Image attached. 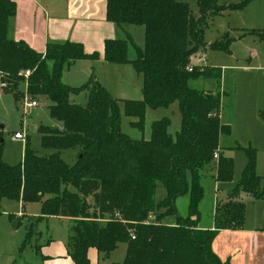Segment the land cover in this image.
I'll use <instances>...</instances> for the list:
<instances>
[{"label": "trees", "instance_id": "1", "mask_svg": "<svg viewBox=\"0 0 264 264\" xmlns=\"http://www.w3.org/2000/svg\"><path fill=\"white\" fill-rule=\"evenodd\" d=\"M252 0L219 5L217 0H198L199 15L179 0H107V19L120 28L125 24L145 28L143 47L131 36L105 41L104 55L114 64H131L143 75L142 100H119L93 76L83 87L62 81L65 66L79 60H97L79 42H49L44 53L24 41L9 37L17 12L13 0H0V75L5 92L20 100L19 86L27 83L29 96H46L51 116L61 129L40 125L41 145L52 152L40 155L28 146L23 161L10 165L0 154V214L4 198L41 203V213L28 226L23 246L39 223L52 216L72 219L67 248L76 264H90L88 252L96 248L105 257L122 243L127 244L123 262L112 264H230L213 250L222 230H240L246 223L243 194L264 198V177L257 173V150L244 148L247 163L240 180L219 202L215 227L200 229L199 205L204 198L200 170L216 163V181L234 179V160L223 155L220 136L231 129L220 119L222 94L190 86L199 77L221 79L220 67L193 66L192 58L206 46L205 28L210 17L225 11L243 10ZM263 30H244L242 36ZM235 38L229 32L209 45L230 53ZM131 46L137 55L128 56ZM31 70L29 77L21 72ZM92 86L89 101L80 104L71 95ZM124 115L135 118L131 126L142 133L148 108H168L178 103L181 126L175 133L172 121H153L151 135L132 138L121 129ZM77 152L73 164L61 157L65 150ZM243 149V148H238ZM219 153V159L214 154ZM188 175L191 179H188ZM159 184L165 195L155 199ZM189 196V212L179 214L177 198ZM153 214L155 219L145 221ZM14 220V216L10 215ZM135 235V238L132 237Z\"/></svg>", "mask_w": 264, "mask_h": 264}, {"label": "rangeland", "instance_id": "2", "mask_svg": "<svg viewBox=\"0 0 264 264\" xmlns=\"http://www.w3.org/2000/svg\"><path fill=\"white\" fill-rule=\"evenodd\" d=\"M179 1L187 3L195 16L199 15L198 0ZM241 1L217 0L219 5ZM263 14L264 0H255L242 11H225L210 17L204 35L206 46L200 48L193 57L197 63L200 62V65L220 67L223 70L221 79L199 77L193 80L191 85L198 90L206 92L212 90L222 94L220 119L222 123L230 127L231 133L222 135L220 144L223 147V155L232 157L234 160V181L232 182L234 185L241 178L247 161L244 148L252 147L257 150V173L264 176V40L256 36L236 38L246 28L255 29L252 25H256L257 18ZM227 32L235 38L230 46V53L210 49L209 45L220 40ZM72 66L63 68L62 81L66 82L70 77L74 83L72 87L86 86L91 77L82 82L80 80L82 73L75 74V67ZM69 69L73 70L71 75L68 74ZM80 70L86 72V67L82 69L80 65ZM95 71H99V66H96ZM131 78L135 80L134 77ZM91 90L92 86H88L73 93L72 101L86 104ZM18 91H20L18 101L12 93H6L0 99V154L2 160L10 165H17L23 161L26 146L40 155H49L52 152L41 145V135L38 132L40 125L62 128V124L51 116L49 107L52 102L46 96H29L26 81L21 82ZM30 98L38 102L37 107L27 108L26 104ZM120 106L122 131L132 138H140L142 134L130 126L135 118L124 115L123 104L121 103ZM163 117L171 119L172 124L169 128L171 133L179 130L181 115L178 103L168 108L149 109L146 115V128L149 129L153 121ZM17 132L22 133L25 136L24 139H16ZM148 134L145 133V137H148ZM239 147L243 149H238ZM61 157L71 165L76 160V153L71 149L65 150L61 153ZM200 174L204 185L202 203L206 204L214 189L216 169L209 164L200 170ZM188 179H191L190 175ZM164 195L165 190L159 184L155 199L159 201ZM185 196V199H180L178 208L179 212L185 211L187 216L189 196ZM244 200L247 202V226L259 222L258 219L264 223V217L259 216L261 212H264V198L253 200L251 196H245ZM199 209L202 220L205 213L200 205ZM40 211L39 202L24 203L23 206L18 201L4 198L0 214V264H36L38 256L36 252L42 243L47 242L51 237L57 243H64L66 239H69L72 224L66 220L52 218L39 223L31 238L23 246L27 228L34 221L33 215L39 214ZM11 213H22L26 215V218L21 221L18 217L10 220ZM123 252L124 247L121 246L112 255L114 259H118ZM106 262L109 264V259Z\"/></svg>", "mask_w": 264, "mask_h": 264}, {"label": "crops", "instance_id": "3", "mask_svg": "<svg viewBox=\"0 0 264 264\" xmlns=\"http://www.w3.org/2000/svg\"><path fill=\"white\" fill-rule=\"evenodd\" d=\"M13 1L16 3L17 12L10 25L9 37L11 39L16 41H24L32 49L40 53H44L46 51V47L49 42H79L83 44L84 49L87 53H99V59L97 60H79L72 64V67H75V74H78L79 72L82 73L80 75V80H82V82H84L88 77L90 78L91 76H93L99 83H101L103 87L109 90L110 93L119 100H142V89L144 84L143 75L138 73L131 64L120 65L108 62L104 55V49L106 40L125 38L127 35L132 37L136 46L143 47L145 42V28L143 26L125 24L120 28L115 23L109 21L106 16L107 0ZM253 1L255 0H252L251 2ZM257 22L258 23L256 25H252V28L255 27L256 30H263L264 14L257 18ZM246 29L250 30V28ZM243 32H241L238 35L239 37L236 38L240 39L246 38L248 36L258 37V35H246L241 37ZM136 55L137 52L135 47L131 46L128 52V56L131 59H134ZM80 65L82 69L86 67V72L84 70H80ZM199 65L200 62L197 63L195 59L192 58V66ZM96 66H99L98 72L95 71ZM72 72L73 70L69 69L68 74L71 75ZM129 75L131 77H134L135 80L133 81V79ZM192 81H190L191 87H193L191 85ZM72 82L73 81L70 80V77H68V80L66 82L63 81V83L69 86H72V84H74ZM2 88V78L0 75V99H2V97H4L6 93H8L5 92ZM208 92L214 91L210 90ZM149 109L152 108H148L147 112ZM151 125L150 128L148 127L149 129L145 127L144 133H142L137 128L135 129H137L142 134L141 137H145V133H149L148 137H146L149 138L151 135ZM131 128L134 127L131 126ZM220 148L223 150L221 144ZM74 152L76 153L77 157V152ZM212 165L214 167L216 166L215 163ZM215 177L214 179H216ZM233 181L220 183L215 180L213 192L210 194V200L206 204L202 203L203 200L200 203V207H202L205 213L203 219L199 222L200 229H213L215 227V212L219 203L218 196L220 193L224 192L229 197V192L235 187L236 183L238 182L237 181L234 185L232 184ZM245 196L250 195H242V199L246 203L247 215V202L244 200ZM184 197L186 196H181L176 200V207L178 209V212L179 201L180 199H185ZM252 199L254 200V198ZM20 203L24 206L23 202L20 201ZM40 213L37 215H33L34 218L38 217ZM180 213L183 215V217L186 216L185 211L179 212V214ZM10 215H13L15 217L14 220L17 217L18 219H20V221L26 218V215H22V213H11ZM259 216L264 217V212H261ZM52 218L66 220L72 224V219L68 217L52 216L48 218V220ZM10 220L12 219L10 218ZM258 221L259 222H255L254 224L247 226L246 219V223L243 229L220 231L214 239L212 245L215 253L223 261L229 260L230 264H264V223H261L259 219ZM67 243V239L64 243H57L52 239V237L49 238L47 242L45 241L39 246L36 252V254L38 255L36 264H76L68 254ZM121 246L124 247V252L122 254L123 258L121 255L120 258L118 256V259H114L112 254L115 253ZM126 252L127 244L122 243L115 251H113L109 255V257H105L102 253L98 252L96 248L89 249L88 257L90 259V264H106V261L108 259L109 264H112L115 262H123L126 257Z\"/></svg>", "mask_w": 264, "mask_h": 264}, {"label": "built area", "instance_id": "4", "mask_svg": "<svg viewBox=\"0 0 264 264\" xmlns=\"http://www.w3.org/2000/svg\"><path fill=\"white\" fill-rule=\"evenodd\" d=\"M192 68H193V66L190 65V66L188 67V70L191 71ZM20 74H21V75H24V77L27 78V77H29V76L31 75V70H26V71H24V72H21ZM2 86L5 87V84L2 83ZM26 106H27V108H30V107H37V106H38V102H37L36 100L30 98V99H28ZM24 137H25V136H24L22 133H20V132L15 133V138H16V139H24ZM214 158H215L216 160L219 158V153H218V152H216V153L214 154ZM154 219H155V216H154L153 214H150L149 217H148V219L145 221V223L150 224V223H152V222L154 221ZM132 237L135 238V235H132Z\"/></svg>", "mask_w": 264, "mask_h": 264}, {"label": "water", "instance_id": "5", "mask_svg": "<svg viewBox=\"0 0 264 264\" xmlns=\"http://www.w3.org/2000/svg\"><path fill=\"white\" fill-rule=\"evenodd\" d=\"M2 127H4V126H2ZM226 199H228V195L226 193L222 192V193L219 194V196H218V201L219 202H222V201H224Z\"/></svg>", "mask_w": 264, "mask_h": 264}]
</instances>
